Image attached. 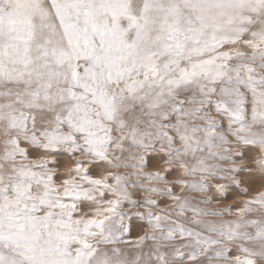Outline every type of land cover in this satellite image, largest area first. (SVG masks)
Listing matches in <instances>:
<instances>
[{
	"label": "snow or ice",
	"instance_id": "6c2138e0",
	"mask_svg": "<svg viewBox=\"0 0 264 264\" xmlns=\"http://www.w3.org/2000/svg\"><path fill=\"white\" fill-rule=\"evenodd\" d=\"M0 264H264V0H0Z\"/></svg>",
	"mask_w": 264,
	"mask_h": 264
},
{
	"label": "rangeland",
	"instance_id": "374dc122",
	"mask_svg": "<svg viewBox=\"0 0 264 264\" xmlns=\"http://www.w3.org/2000/svg\"><path fill=\"white\" fill-rule=\"evenodd\" d=\"M242 178H244V179H246V177H242ZM256 187H259V185H256ZM235 199H238V197H236V196H230L229 197V200L227 201L228 203H230V202H232L233 200H235Z\"/></svg>",
	"mask_w": 264,
	"mask_h": 264
}]
</instances>
